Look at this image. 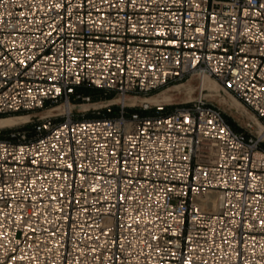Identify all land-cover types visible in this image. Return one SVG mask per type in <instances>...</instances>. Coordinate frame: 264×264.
<instances>
[{
	"label": "built area",
	"instance_id": "obj_1",
	"mask_svg": "<svg viewBox=\"0 0 264 264\" xmlns=\"http://www.w3.org/2000/svg\"><path fill=\"white\" fill-rule=\"evenodd\" d=\"M192 74L263 130L202 96L40 116L0 138V264H264V0H0V114Z\"/></svg>",
	"mask_w": 264,
	"mask_h": 264
},
{
	"label": "rangeland",
	"instance_id": "obj_2",
	"mask_svg": "<svg viewBox=\"0 0 264 264\" xmlns=\"http://www.w3.org/2000/svg\"><path fill=\"white\" fill-rule=\"evenodd\" d=\"M182 82H189L191 85V90L189 92H186V90H182L180 92L173 90L169 92V99L162 101L161 98L163 95L162 92L164 91L165 88L169 86H173L175 84H179ZM78 90L83 92V93H89V94H94L97 93L98 96L95 99H91L90 104H83V105H74L72 109V117L73 118H88L96 115L95 111L96 109H93L91 106H98L99 104L105 103V102H118L114 104H121L124 102L126 106L129 108L128 111H140L143 109V105L148 104L149 108L148 110L150 111H145V112H140L142 115H151L154 114V108L157 104H163L165 106V109L163 112H169L173 110L176 107L180 106H185L188 105L189 102L195 98H198L199 92H200V75L197 74H192L188 76L186 79L181 80V81H173L169 82L158 89H155L153 91L148 92L145 95L138 94V96L133 97L131 95L126 96V98L123 100L118 99L117 96L113 94V91L104 94L100 90H95L91 87H85V86H80L78 87ZM219 93L221 96L217 97L214 95H208L204 97L207 102L214 104L215 106L219 107L224 115L227 117V120L229 123L235 128L242 130L244 126L248 129L247 127L248 123L247 119L249 116L253 113L252 110L249 108L246 109H236L233 106H231L228 101L231 97L230 93L225 90L224 88H220ZM225 93V95H224ZM157 95V99L159 101H141L142 97H149L152 95ZM235 99V98H234ZM236 100V99H235ZM237 101V100H236ZM71 103H77L75 100H70ZM59 104H56L58 106ZM88 106H90L89 109H86ZM52 106H48L47 108H41V109H34L30 111H23L19 113H11V114H0L1 115H7V116H13V115H18V114H24L27 115V120L23 122H19L10 126L6 127H0V138L5 139V138H11L12 134H17L26 132L27 130H31V132H26L29 136H33L35 133V125L38 124V120L40 116L42 115H52L55 116L56 121H60L63 118V114L66 113L67 111L60 109H50ZM118 105H115V110L114 113L117 111ZM128 112V113H129ZM128 115V114H127ZM34 128V129H32ZM250 130L252 133L256 134L260 131L259 127L255 125H251ZM264 134V133H263ZM264 147V143H263Z\"/></svg>",
	"mask_w": 264,
	"mask_h": 264
},
{
	"label": "bare ground",
	"instance_id": "obj_3",
	"mask_svg": "<svg viewBox=\"0 0 264 264\" xmlns=\"http://www.w3.org/2000/svg\"><path fill=\"white\" fill-rule=\"evenodd\" d=\"M220 88H222V86L219 84V82L217 80H215L213 77H211L208 74H203L200 75V92L199 95L202 97H206L208 95H214V96H221V94L219 93ZM176 90L178 92L182 91V90H186V92H189L191 90V85L189 84V82H182L179 84H175L173 86H169L167 88L164 89V91L162 92L163 95L161 100L165 101L167 99H169V92ZM158 95V94H157ZM157 95H152L149 97H142L141 101L147 102V101H159L156 97ZM225 95V93H224ZM231 95V94H230ZM237 100H235V99ZM228 103L233 106L236 109H246L247 107L242 104V102L237 99L236 97H234L233 95H231ZM74 105L73 103L69 102V103H61L59 104L56 108L57 109H62L65 111H69L70 108H72ZM27 120V115L24 114H18V115H13V116H1L0 117V127H6V126H10L19 122H23ZM248 125H255L257 127H259L260 131L263 130V126L261 121L255 116L254 113H252L249 118L247 119ZM264 133V132H263Z\"/></svg>",
	"mask_w": 264,
	"mask_h": 264
},
{
	"label": "trees",
	"instance_id": "obj_4",
	"mask_svg": "<svg viewBox=\"0 0 264 264\" xmlns=\"http://www.w3.org/2000/svg\"><path fill=\"white\" fill-rule=\"evenodd\" d=\"M152 91H153V90H152ZM90 95H91V98H92V99H95V98L98 96L97 93L90 94ZM112 109H113V111L116 109L114 105L112 106ZM145 111H150V110H148V109H146V110L142 109V110H140L139 112H145ZM1 116H5V115H1ZM32 129H34V128H32ZM26 132H31V130H27Z\"/></svg>",
	"mask_w": 264,
	"mask_h": 264
}]
</instances>
